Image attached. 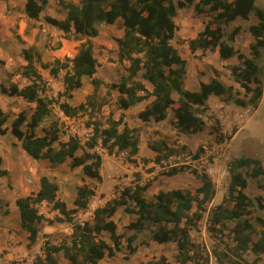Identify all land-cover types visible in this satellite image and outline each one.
<instances>
[{"label":"trees","instance_id":"obj_1","mask_svg":"<svg viewBox=\"0 0 264 264\" xmlns=\"http://www.w3.org/2000/svg\"><path fill=\"white\" fill-rule=\"evenodd\" d=\"M48 3L49 0H27L25 12L28 18L39 20ZM59 4L66 11L65 18L45 15L44 21L62 30L66 37L73 36L77 40L87 38L86 41L80 44L74 57H66L64 60L57 58L53 63L43 62L41 52L35 46L24 48L23 56L28 64L23 74L29 83L22 88L15 83L8 87L2 85L1 88L4 94L21 96L28 102L36 103L30 119L25 111H21L10 127L6 126L9 115L0 108V133L4 135L10 130L21 142L24 151L34 159L48 160L53 165L68 162L73 169L82 167L85 176L98 182L103 179L102 157L95 151L96 148L101 147L109 155L127 152V159L137 162L136 157L140 152L139 129L129 126L124 121V115L116 119L114 113H111L105 123L96 117L107 103V100L98 98L102 85L108 87V95L114 90L119 92L116 105L121 110L154 97L139 112V118L145 123L151 120L161 122L172 110V124L184 134L206 129L202 114L210 109L208 99L212 95L225 103H234L244 108L256 109L260 105L264 94V66L260 64L264 50V9L257 6L256 0H79V3L59 0ZM192 6L197 14L207 13L212 17L198 36L189 40L190 49L205 51L219 48L222 59L237 57L239 64L231 66V72L244 93L234 85L227 84L214 68L210 80H200L198 89L192 90L186 86L188 62L172 40L178 30L176 17L179 10ZM252 14L258 22L247 28L255 39L250 44L249 56L234 44L242 27L237 26L227 33L224 26L237 19L249 21ZM119 18L122 19L124 34L116 41L119 60L121 63L126 62L125 72L118 81L105 84L97 76L99 63L94 55L91 38L99 35L98 24H114ZM35 62L40 63L43 69H48L53 77H57L63 69L66 70L62 80L64 89L58 92L56 98L46 95V81L37 70ZM4 64L5 61L0 59V66ZM83 77H89L94 88L86 101L73 106L68 100H61L62 97H73L74 90L83 86ZM145 82L152 85V91ZM174 94H177V99ZM53 104H57L66 116H87L85 126L92 133L85 143L76 136L60 141L59 130L54 126L44 129V135L37 133L43 119L51 113ZM237 130L233 129L228 136L216 133V140H231ZM209 132L215 134L212 130ZM55 142L59 143L58 147L54 145ZM149 148L156 153L154 162L159 164L178 153L179 149H187V146H179L177 143L169 145L165 139H161L151 143ZM80 150L82 154H78ZM201 151H196L195 159L200 157ZM142 161L147 163L150 159L142 157ZM4 172L0 170L1 175ZM179 172L177 167H172L167 174L176 175ZM229 173L228 195L212 209L210 228L213 231L220 227L228 229L232 240V245L227 249L228 254L221 255L215 250L217 258L228 264H241L237 259H242L248 251L256 255L264 254V215L255 213V210H264V197H251L246 193L248 176L259 179L258 184L264 189V166L258 158L241 156L230 162ZM198 176L202 183L195 190H160L152 198H147L146 192L152 183H141V173L135 172L136 181L97 207L92 221L80 224L76 223L74 217L87 209L91 198L96 195V188L89 183L78 186L74 207L70 208L59 196V184L48 175H42L36 193L16 199L20 225L27 233V246L31 247L37 242L39 225L44 221L49 224L70 222L74 225V235L71 245H56L46 241L44 255L37 256L33 264H61L57 257L61 251L70 264H99L106 256L113 257L120 251L123 238L127 237L118 232L114 220L120 208L136 216L126 227L133 231L126 239L127 248L131 252L136 250L133 244L138 234L148 231L151 241L176 244L177 250L173 255L175 264H209L200 245L193 241L191 230L203 218V211L214 198L216 189L206 173ZM44 202L58 212L54 218L40 212L38 205ZM257 226L260 227L259 231ZM104 233L109 234V241L105 239ZM141 264L172 262L162 255Z\"/></svg>","mask_w":264,"mask_h":264},{"label":"rangeland","instance_id":"obj_2","mask_svg":"<svg viewBox=\"0 0 264 264\" xmlns=\"http://www.w3.org/2000/svg\"><path fill=\"white\" fill-rule=\"evenodd\" d=\"M256 4L264 9V0H256ZM211 17L212 15L207 13L197 14L193 6L181 8L176 17L178 30L172 43L179 49L182 56L188 62L189 72L187 79L190 87H193L195 82H200L202 78L207 79L210 74L213 75V68L216 69L217 65L220 68V70H217L220 72L222 79L235 82L232 76L231 66L239 64L238 58H235L236 64L225 65L220 60V54L219 56L215 54L216 49H209L207 53L200 49L198 50V54L195 55L192 53L194 51L188 45L189 40L198 36L199 32L204 29L205 24ZM249 23L250 21L237 19L230 25L224 26L227 33L237 26L242 27L241 33L239 32L236 36L237 39L234 44L246 54L250 51V45L248 44V36L244 30H246L245 27ZM107 31L110 32V30ZM111 31L110 36L118 33L116 27L111 28ZM48 37L45 43L46 47L49 45L55 47L59 40H56L53 44L51 42L53 37L50 34ZM41 55L43 61V51ZM260 64L264 66V50ZM35 66L45 78L46 95L51 98H56L58 92L64 89L63 87L62 90L58 88L61 86L59 80H63L64 71L66 70L63 69L59 76L53 77L48 69L41 67L40 63L35 62ZM227 69L229 72H227ZM50 79H53L54 84L50 83ZM237 87L244 93V90L240 88L239 84H237ZM86 91L87 88H81L75 97L70 99L62 97L61 100H68L71 103L80 104L85 102L88 95L93 93L91 92L86 95ZM107 92L108 87L102 85L98 92V98L107 100V103L96 114V117L105 123L111 113H114L116 119L124 115V121L128 125L139 129L140 152L136 157L137 162H130L127 159V152L109 155L101 147L96 148L95 151L102 157L101 174L103 179L102 182H98L89 177L82 178L84 174L82 167L73 169L69 166L68 162L53 165L48 160L34 159L23 148L22 154H19L15 150L11 153L9 158V161H11V170H9L7 165H4L3 159L0 158V170L5 171L4 174H0V264H33L37 256L44 255L43 247L46 241L56 245H71L72 243L74 235V225L72 223L55 222L49 224L44 221L39 225L40 233L37 242L31 247L27 246V233L22 230L20 225V212L16 204V199L21 196L36 193L42 175H48L59 184V196L63 200L67 199L68 201H72L74 196H76L77 187L84 183H89L98 190L96 196L91 198L87 209L80 211L74 217L76 223H84L86 221H92L94 210L97 207L104 205L117 191L136 181L135 172L141 173V183L147 181H151L152 183L146 192L147 198H152L160 190L174 188L195 190L202 183L198 175L206 173L214 182L216 194L212 201L206 205L203 211V218L191 230V235L193 241L202 248V254L207 258L209 264H228L227 261L221 262L217 258L215 250H218L221 255L229 253L227 249L232 245L229 231L222 227L216 231L211 230L210 213L228 195L230 182L229 164L233 159L241 156L254 157L260 159L264 166V95L258 109L253 107L244 108L234 103L220 102L217 96L212 95L208 101L210 109L202 114L206 122V129L198 133L184 134L177 131L173 126L172 121L174 119L172 110L168 113V117L160 123H153V121L143 123L140 118L139 120L137 119L135 114L131 118L126 117L127 115L117 108V96L113 92L108 95ZM174 97L177 99V94ZM18 105L21 106V111H25L28 114L30 119L36 103L23 102L22 104L18 103ZM53 105L58 107L57 104ZM55 107L53 106L52 108L58 111ZM56 111H53L52 119L42 121L37 128V133L44 135V129L54 126L59 130L60 141H67L70 136H76L82 143H85L92 133L91 129L85 126L87 118H84V115L80 114L78 117L84 118L81 121L62 119ZM233 129L238 130L231 140H226L225 142L216 140V133H218L217 135L222 134L228 136L233 132ZM210 130L215 132V134H211L209 132ZM2 135L0 133L1 137H3ZM3 139V143L6 145L10 144L7 137ZM161 139H165L169 145H173L174 143H177L179 146L186 145L187 149H179L175 155L156 164L154 162L156 153L149 148V145ZM54 145L58 147L59 143L55 142ZM199 149L202 150L200 157L195 159L194 154ZM78 154H82V150ZM142 157H147L150 161L144 163ZM172 167H177L180 172L176 175L167 174ZM247 178L248 187L246 193L251 197H264V189L258 184L259 179L251 176ZM261 181L263 182V180ZM96 200L97 203H94ZM38 208L46 217L54 218L57 215L46 202L38 205ZM255 213L264 215V210H255ZM135 218V215L128 214L120 208L114 216V220L118 225V232L127 235V237L131 235L133 231L128 230L126 227ZM228 225L231 226L232 223ZM257 230H260L259 226H257ZM104 237L109 241L108 233H104ZM127 237L123 238L120 251L116 252L111 258L106 256L99 264H141L151 259H158L162 255H165L172 264H175L173 259V255L177 250L175 243L158 244L151 241L149 232L145 231L138 234V238L133 244L136 250L131 252L127 248ZM57 257L61 264H70L63 251ZM237 260L241 264H264V254L256 255L248 251L243 254L242 259Z\"/></svg>","mask_w":264,"mask_h":264},{"label":"crops","instance_id":"obj_3","mask_svg":"<svg viewBox=\"0 0 264 264\" xmlns=\"http://www.w3.org/2000/svg\"><path fill=\"white\" fill-rule=\"evenodd\" d=\"M26 1L27 0H0V59H3L5 61V64L0 66V108H2L4 112H6L9 115V118L6 122L7 127L11 126L16 115L19 112H21V106L18 105V103L22 104L23 102H28L21 96H10L8 94H4L1 89L2 85L8 87L11 84L15 83L20 88H22L26 84L29 83V80L23 74V71L25 70V67L28 64V61L23 56V49L28 48L30 46H35L40 52L42 51L44 52L43 61L45 63H50L52 61H55V59L57 58L64 60V58L66 57H70V58L74 57L76 53L78 52L80 44L86 41L87 39V38H83V39L77 40L73 36L66 37L62 30L44 21L43 17L45 15H51L59 19L65 18L66 11L63 10L61 5L59 4V0H49V3L46 9L41 14V18L39 20H31L28 18L25 12ZM70 1L79 3V0H70ZM249 21H250L249 25L255 24L258 22L254 14L250 16ZM121 22H122V19L119 18L117 22L114 24H106V23L98 24L97 26L100 30V33L98 36L91 38L92 43H93L94 55L97 58L98 63H99L98 70H97V76L101 78L105 84H111L113 82L118 81L120 75L123 72H125L126 62L124 61L123 63H121V61L119 60L118 43L116 41L117 38L122 37L124 34V28L121 26ZM248 26L245 27L246 30L244 31L246 32L248 36V44L250 45L252 42L255 41V39L247 31ZM113 27H116L118 33L113 36H110L112 32L111 28ZM107 30H110V32H108ZM49 34L53 37V39H51V42L53 44L56 42V40H59L58 44L55 45V47H52V45H49L46 47L45 45L47 39L49 38L48 37ZM17 37L20 38L21 40L18 39ZM198 50L200 49H197L194 52H192L191 50L190 51L196 55L198 54ZM205 52L207 53L208 51L205 50ZM249 53L247 55L250 56ZM215 54L219 56V48H216ZM235 58L237 57H232L226 60L220 58V60L222 61V64H225V65L226 64H236ZM46 60H50V61H46ZM218 67L219 66L217 65L216 69L220 70V68ZM65 72L66 71H64V74ZM188 72H189V69H188ZM227 72H229L228 69H227ZM203 73H204V70H203ZM211 76L212 74H210L207 77V79L202 78L201 80L204 82H208ZM224 81L227 84L234 85L237 89L239 88L237 87V84H238L237 82L226 81V80ZM53 82H54L53 79H50V83L54 84ZM59 82L61 86L58 89L62 90L63 82L62 80L61 81L59 80ZM145 83L147 87L152 91L153 89L152 85L149 82H145ZM186 86L192 90L198 89L199 81L195 82L193 87H190L188 85V79H187ZM81 88H87V91L85 93L86 95L93 92L94 88H93V85L90 83L89 77H83V86ZM81 88L74 90L73 97L77 95L78 90H80ZM112 92L118 97L119 92L117 90H114ZM153 99L154 97H150L148 99H145L131 106L130 108L126 110H121V109L119 110L124 112L127 115L126 117L128 118H131V116L135 114V116H137V119L139 120V117H138L139 112L142 111L149 103H151ZM218 100H220L221 102V99L219 97H218ZM30 103H34V102H30ZM71 104L73 106L79 105L75 103H71ZM53 106L55 107V105H52V107ZM52 107H51V113L48 116H46L43 119V121H45L46 119H52V113L53 111H56ZM55 108H57L58 111L56 112L59 116H61L62 119H67L71 121H76V120L81 121L82 119L87 118L86 116H84V118L78 117L80 115L69 117V116H66L61 111L59 106ZM127 119L125 120L127 121ZM151 121H153V123H160V122H155L154 120H151ZM2 136L3 137L0 136V158L3 159V163H5L4 165L5 166L7 165L9 170H11L10 169L11 161H9L10 155L11 153L14 152V150L16 152H19V154H22L23 151H22L21 142L18 141L13 135H12L13 137L11 136L10 130H8V132ZM6 137L8 139V142L10 143L8 145L3 143V140H4L3 138H6ZM82 178H87V176L83 174ZM39 188H40V183L38 185L37 191L39 190ZM97 193H98V190L96 189V194ZM75 198L76 196H74L72 201H68L67 199L65 200L68 203V206L70 208L74 207ZM53 212L56 214L58 213L57 211H53Z\"/></svg>","mask_w":264,"mask_h":264},{"label":"built area","instance_id":"obj_4","mask_svg":"<svg viewBox=\"0 0 264 264\" xmlns=\"http://www.w3.org/2000/svg\"><path fill=\"white\" fill-rule=\"evenodd\" d=\"M94 203H97V200L96 201H94ZM90 204V203H89ZM89 206V205H88ZM89 212V211H88ZM80 224H84L83 222L82 223H80Z\"/></svg>","mask_w":264,"mask_h":264}]
</instances>
